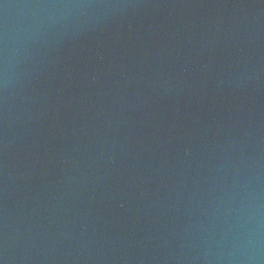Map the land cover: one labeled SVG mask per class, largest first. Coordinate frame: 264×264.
Listing matches in <instances>:
<instances>
[{
	"label": "water",
	"instance_id": "water-1",
	"mask_svg": "<svg viewBox=\"0 0 264 264\" xmlns=\"http://www.w3.org/2000/svg\"><path fill=\"white\" fill-rule=\"evenodd\" d=\"M0 264H264V0H0Z\"/></svg>",
	"mask_w": 264,
	"mask_h": 264
}]
</instances>
